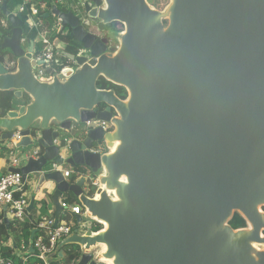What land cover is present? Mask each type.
<instances>
[{
    "label": "water",
    "instance_id": "95a60500",
    "mask_svg": "<svg viewBox=\"0 0 264 264\" xmlns=\"http://www.w3.org/2000/svg\"><path fill=\"white\" fill-rule=\"evenodd\" d=\"M10 1L0 0L9 25L0 48L14 69L0 64V92L19 104L0 116V141L20 166L8 171L35 184L28 212L42 194L57 223L59 199L72 195L102 227L93 233L76 216L52 260L264 264V249L254 247L264 246V0H170L162 12L153 7L158 0L51 5L45 18L77 49L63 48L69 64L50 82L34 76L45 62L33 58V41L23 48L29 23ZM113 24L123 27L116 47ZM100 78L126 99L98 89ZM89 121L111 123L112 131ZM102 145L109 152H90ZM79 168L103 171L94 199L76 180ZM235 214L246 228H231ZM98 245L105 250L93 259ZM68 246L78 250L67 255Z\"/></svg>",
    "mask_w": 264,
    "mask_h": 264
},
{
    "label": "built area",
    "instance_id": "2783aa9c",
    "mask_svg": "<svg viewBox=\"0 0 264 264\" xmlns=\"http://www.w3.org/2000/svg\"><path fill=\"white\" fill-rule=\"evenodd\" d=\"M40 1L41 0H22L21 6H19L14 14H23L24 12H27V15L29 16H38V8L36 4ZM49 1L51 5L59 7L65 4V0ZM44 7L45 5L43 8ZM29 28L38 30L37 37L35 38L38 39L33 41V58L36 62H45L44 66L37 67L34 70V76L40 82H50L52 81L53 77H60V71L55 74L47 72V70L52 69L54 64L58 63V60L56 59V51L52 47L51 43H49L47 40V32L40 30V24L38 22L29 23ZM21 42L25 43V40L22 39ZM39 43H42L44 46L38 53L36 44ZM59 53V57L62 58V50H60ZM11 65L12 64H10V66ZM8 70L10 71L11 69L8 67ZM86 126L92 128H101L104 134L112 131L111 123L106 122L89 121L86 122ZM90 152L92 154H98L102 156L103 154L109 152V149L105 147H99L98 149H92ZM9 166L10 168H19L20 160L17 158H11ZM54 167L56 170L61 172L64 179H70V177L74 174V171L71 169L65 170L64 168L62 169L57 166ZM102 172V169H99L96 176L92 172L84 173L82 171H77L79 175L76 180H79L80 178L84 179L82 190L87 198L94 199L96 197V191L100 187L99 176L102 174ZM26 185L27 183L23 181L22 175L20 173L6 171L0 176V208L4 207L7 211H9L12 219L18 223L26 222V215L28 213L27 209L29 208L30 204V200L24 191ZM59 203L63 210L61 214L64 213L66 215L75 217L80 216L82 218V223L80 225L91 227L89 224L87 225V223L84 222L85 219L90 220L93 224H97L88 216L86 210L80 204H69L66 200L61 198L59 199ZM32 224L36 230L31 244L34 250V258L41 264H55L52 260V255L54 254L57 245L72 234L73 230L75 229L74 225L64 219L61 220L60 217L56 223L53 211H49L47 215L39 217ZM22 250L23 252H20L21 254L17 256L15 259L16 261L13 259H5L4 257H0V264H27L28 258L25 255L26 249L22 248ZM100 252L101 250H99V248H95L91 250L90 253L93 255V259H95Z\"/></svg>",
    "mask_w": 264,
    "mask_h": 264
},
{
    "label": "trees",
    "instance_id": "16d2710c",
    "mask_svg": "<svg viewBox=\"0 0 264 264\" xmlns=\"http://www.w3.org/2000/svg\"><path fill=\"white\" fill-rule=\"evenodd\" d=\"M44 3L45 4V8L42 9L41 8V4ZM167 3V0H158L157 3H155L153 6L155 9H161L165 4ZM37 8H38V16L41 17L44 14H48L50 12L51 9V4L49 0H42L41 2H38L36 4ZM1 7V4H0ZM8 9L10 11H12V6L11 4H8ZM5 24V25H4ZM114 31H118L122 32V28L119 29V24H116L113 28ZM4 34V35H8L9 33V25L6 23V19L3 15V13L0 11V34ZM37 31L35 29H30L29 27L27 28H23V39L25 40V44H28L30 41H34L35 38L37 37ZM56 38H58V40L64 44V53H76V47L74 45L71 44L70 42V38L63 36V35H56ZM55 38V37H54ZM2 39L0 38V45H1ZM44 45L41 43L36 44V48H37V52L39 53L42 49ZM0 54L2 56H6L5 58H2V63L4 64V67H8L7 64L9 65L12 62V58H11V54L9 51L7 50H2L0 48ZM1 62V60H0ZM7 63V64H6ZM69 61L65 58L62 57L60 58L59 62L57 64H54L51 70H47L48 73H57L59 72L63 67L68 66ZM96 87L98 89H102V90H113L114 93L116 94V96L118 98H120L121 100H125L126 99V92L123 88L119 87V86H115L109 82H107L106 80H104L103 78H100L97 83H96ZM22 104L26 105L29 102V98L27 96H23L22 98ZM18 107V103L17 101L14 99L13 93L12 92H0V116L2 114H4L6 111L9 110H14ZM103 107L101 106L100 109H102ZM7 149L2 146V142L0 141V158H3V156L6 155L7 153ZM79 170L81 171H85V169H81L79 168ZM74 177V176H71ZM24 191L26 192V188L24 189ZM66 201L69 204H79L77 199L75 197H73L72 195H68ZM44 203V207L46 209H51V203L49 202H43ZM48 204V205H46ZM60 219L61 220H66L69 223H72L75 227H76V219L75 216H71V215H66V214H61L60 215ZM229 225L231 226L232 229L237 230L240 228L245 227V221L238 215L235 214L233 216V218L231 219V221L229 222ZM74 227V228H75ZM95 229L92 231L93 232H97L98 230H100L102 227L99 224H93V226ZM13 229V231H16L19 233L20 238L18 241H16V245L18 247L24 246V247H28V250L26 252V257L28 258L27 264H41L38 260H36L34 258V255L32 253H29V246H30V236H31V231L34 229V226L32 224L29 223H17V226L13 227L12 224L9 225V230H6L5 228V224H2L1 227V231L0 232V236L2 238V240L6 241L9 236L8 234L10 233V231ZM65 253L67 255H70L71 253H73L74 251L78 250L77 248L74 247H65ZM5 259H16L17 256H12L11 254H7L4 255ZM61 264H64L63 261Z\"/></svg>",
    "mask_w": 264,
    "mask_h": 264
},
{
    "label": "crops",
    "instance_id": "0c3cea01",
    "mask_svg": "<svg viewBox=\"0 0 264 264\" xmlns=\"http://www.w3.org/2000/svg\"><path fill=\"white\" fill-rule=\"evenodd\" d=\"M42 1V0H41ZM40 1V2H41ZM45 4L42 3L41 4V8H43ZM45 8V7H44ZM17 11V10H16ZM16 11H13V12H16ZM51 17V16H50ZM43 18H45V15L43 16ZM49 18V17H47ZM52 18V17H51ZM63 50V49H62ZM2 63V61L0 62V64ZM19 104V102H17ZM16 153L14 154H11L7 151L6 155L3 156V158H0V176L3 175L6 171H8L10 169V166H9V162H10V159L11 158H17V156H15ZM18 159V158H17ZM65 170H69V168H64ZM26 188V195L27 197L31 199L33 197V192L35 190V184L33 185H26L25 186ZM43 198V195L42 194H39V195H34V207L31 211H29L26 215V222L25 223H29V224H32L35 220H37L39 217H42L44 215H47L49 213V211H53L54 213V208L53 206L51 205V209H46L44 207V203L41 202V199ZM61 199L63 200H66L67 199V196H62ZM49 203V202H48ZM48 205V204H46ZM44 211V213H42L41 211ZM4 219L7 220V223L4 222ZM17 223L16 221H14L9 213V211H7L4 207L3 208H0V232L1 231V227H2V224H5V228L6 230H9V225L12 224L13 227L17 226ZM33 225V224H32ZM34 230V229H33ZM32 232V231H31ZM35 235V234H34ZM9 238L4 241L2 240L1 236H0V248H1V256L4 257V255H7V254H11L12 256H18L19 254H21L23 252L22 248H25L26 249V252L28 250V247H24V246H21V247H18L16 245V241L19 240L20 238V235L18 232L16 231H13V229L10 231V233L8 234ZM30 247V246H29ZM21 252V253H20ZM29 252V251H28ZM30 253V252H29ZM57 255L53 258V260L55 261L56 264H61L62 261L61 260H58L57 259ZM15 260V258L13 259ZM16 261V260H15Z\"/></svg>",
    "mask_w": 264,
    "mask_h": 264
},
{
    "label": "rangeland",
    "instance_id": "374dc122",
    "mask_svg": "<svg viewBox=\"0 0 264 264\" xmlns=\"http://www.w3.org/2000/svg\"><path fill=\"white\" fill-rule=\"evenodd\" d=\"M169 2H170V0H167V3L161 9H156V10L161 11V12L164 11L166 9V7L168 6ZM21 3H22V0H11L10 1V4L12 6V11H16L19 8V6H21ZM76 3H77V0H65V4L63 6H60V7L61 8H68V9H70V6L71 5H75ZM42 9H44V8H42ZM46 14H44V15H46ZM44 15H42L41 17H39V16H29V15H27V12H24L22 14V19L24 21L29 22V23L38 22L40 24V30L47 32V35H46L47 40H48L49 43H51L52 47L55 49V51H56V59L59 62V60H60V57H59V54L60 53L59 52H60V50H62L64 48V46L58 40V38H54L55 37V34H56V30H57V28L55 27V19L54 18H51V17H49V18H47V17L46 18H43ZM121 28L123 30V27L121 25H119V29H121ZM36 31L38 32L37 29H36ZM117 33H118V31H115V36H114V38H112V41H111V45H113V46H117L118 45V41H117V38H116L117 37ZM8 35H9V33H8ZM37 39H35V40H37ZM22 46H23V48L25 50L28 48V44H25L24 43ZM5 57L6 56H2L0 54V60L1 61H2V58H5ZM7 66L11 70L14 69V66L13 65L10 66V64L9 65L7 64ZM102 147H103V145H102ZM15 156H17V154H15ZM17 158L20 160V158L18 156H17ZM63 168H68V167L67 166H63ZM89 172H91V170L87 169V172L86 173H89ZM97 174H98V172L95 173L94 175L97 176ZM28 185L30 186L32 184H28ZM260 210L262 212H264V207L261 208ZM41 212L44 213L43 210ZM84 222H86L87 225L89 224L90 226H93V223L90 220L85 219ZM92 229L94 230L95 228L92 227ZM263 236H264V233H263ZM260 247H261L260 249L264 248V246H260ZM0 257H3V256L0 255Z\"/></svg>",
    "mask_w": 264,
    "mask_h": 264
},
{
    "label": "bare ground",
    "instance_id": "6f19581e",
    "mask_svg": "<svg viewBox=\"0 0 264 264\" xmlns=\"http://www.w3.org/2000/svg\"><path fill=\"white\" fill-rule=\"evenodd\" d=\"M22 45L24 44V43H21ZM7 70H8V67H5ZM118 145V143L116 142L115 144H114V147H113V149L112 150H114L115 149V147ZM105 228H106V226H105ZM254 247L255 248H257V249H260L261 247L260 246H258V245H254ZM96 248H99V250H101L102 252L105 250V246L104 245H98ZM264 249V248H263ZM103 262H104V264H112V261H106V260H103Z\"/></svg>",
    "mask_w": 264,
    "mask_h": 264
},
{
    "label": "flooded vegetation",
    "instance_id": "af4514ba",
    "mask_svg": "<svg viewBox=\"0 0 264 264\" xmlns=\"http://www.w3.org/2000/svg\"><path fill=\"white\" fill-rule=\"evenodd\" d=\"M166 24V23H165ZM116 24H113V27L115 26ZM106 34H107V32H106ZM116 47V46H115ZM70 67H74V65H73V63L71 64L70 63ZM247 226H246V223H245V227H243V228H246ZM240 229H242V228H240Z\"/></svg>",
    "mask_w": 264,
    "mask_h": 264
},
{
    "label": "clouds",
    "instance_id": "9594fccd",
    "mask_svg": "<svg viewBox=\"0 0 264 264\" xmlns=\"http://www.w3.org/2000/svg\"><path fill=\"white\" fill-rule=\"evenodd\" d=\"M33 254V253H32ZM56 264V263H55Z\"/></svg>",
    "mask_w": 264,
    "mask_h": 264
}]
</instances>
